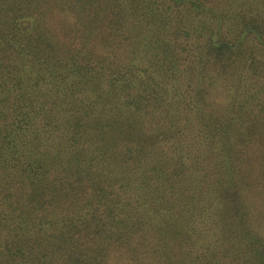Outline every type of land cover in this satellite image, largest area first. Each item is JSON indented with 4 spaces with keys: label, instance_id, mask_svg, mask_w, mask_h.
<instances>
[{
    "label": "trees",
    "instance_id": "trees-1",
    "mask_svg": "<svg viewBox=\"0 0 264 264\" xmlns=\"http://www.w3.org/2000/svg\"><path fill=\"white\" fill-rule=\"evenodd\" d=\"M264 0H0V264H264Z\"/></svg>",
    "mask_w": 264,
    "mask_h": 264
},
{
    "label": "rangeland",
    "instance_id": "rangeland-1",
    "mask_svg": "<svg viewBox=\"0 0 264 264\" xmlns=\"http://www.w3.org/2000/svg\"><path fill=\"white\" fill-rule=\"evenodd\" d=\"M264 231V226L262 227V232Z\"/></svg>",
    "mask_w": 264,
    "mask_h": 264
}]
</instances>
